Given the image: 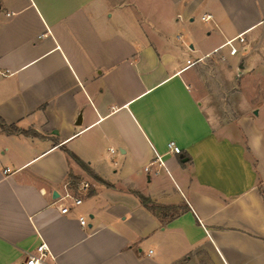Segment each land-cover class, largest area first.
<instances>
[{
    "label": "crops",
    "instance_id": "obj_1",
    "mask_svg": "<svg viewBox=\"0 0 264 264\" xmlns=\"http://www.w3.org/2000/svg\"><path fill=\"white\" fill-rule=\"evenodd\" d=\"M215 57L229 122L196 87ZM258 105L264 0H0V119L36 133L0 128V264L41 243L43 264H264ZM134 192L184 210L168 220Z\"/></svg>",
    "mask_w": 264,
    "mask_h": 264
},
{
    "label": "rangeland",
    "instance_id": "obj_2",
    "mask_svg": "<svg viewBox=\"0 0 264 264\" xmlns=\"http://www.w3.org/2000/svg\"><path fill=\"white\" fill-rule=\"evenodd\" d=\"M194 26H191L193 28ZM198 30L195 31V35L201 36L207 30V25L200 24V27L197 28ZM198 31L199 34L197 33ZM208 40V39H207ZM204 41L205 48H210L211 46L218 43L214 37L210 38L208 41ZM238 42L234 43V46H237ZM229 48L221 49L220 52H226ZM221 63L225 66L226 60L221 57H215L210 60L205 61L204 63V70H200L198 75V79L196 82V87L199 90V94L211 93L213 94L212 101L218 105L219 110L221 111L222 121L229 122L233 121L236 118V112L234 109L233 101H232V94L234 91H230L223 86L225 79L220 76L219 70L217 68L218 64ZM195 67H200L201 64L195 63ZM216 65V66H215ZM228 66V65H226ZM223 68V67H222ZM260 109V111H259ZM253 112H259L258 117H256L257 123L264 127V105H258L254 108ZM86 183H80V186Z\"/></svg>",
    "mask_w": 264,
    "mask_h": 264
},
{
    "label": "built area",
    "instance_id": "obj_3",
    "mask_svg": "<svg viewBox=\"0 0 264 264\" xmlns=\"http://www.w3.org/2000/svg\"><path fill=\"white\" fill-rule=\"evenodd\" d=\"M202 20L204 22H206V21L210 20V16L205 15L202 17ZM236 40H238L240 43L243 42V38L241 36H239L235 39L228 41L225 44V46H227L229 48L230 55H235L237 53V49L233 44ZM198 61L199 60L194 61V62L187 61V63H188V66H192ZM167 150H168V153L174 154V155H178L181 152L180 149L174 145V143H168ZM152 163H157L159 167L163 166V163H162L160 157H158L157 155H155ZM144 170L146 172L149 171V166L145 167ZM87 188H88L87 184H84L81 186V189H83V190L87 189ZM80 203H81V201L79 199H74L75 205H78ZM68 211H69V208L66 206H64L60 209L61 214H66V213H68ZM78 221H79L80 226H82V227L86 226V220L84 218H79ZM48 252L49 251H48L47 246L44 243H41L40 245H38L36 247L35 254L27 256L25 258V260L22 261L20 264H43L45 262V257L48 255Z\"/></svg>",
    "mask_w": 264,
    "mask_h": 264
},
{
    "label": "trees",
    "instance_id": "obj_4",
    "mask_svg": "<svg viewBox=\"0 0 264 264\" xmlns=\"http://www.w3.org/2000/svg\"><path fill=\"white\" fill-rule=\"evenodd\" d=\"M0 128L2 131L5 133L9 134H22L25 136H30L34 135L36 136V133L33 131H23L17 129L15 126H8L6 125L1 119H0ZM65 152L68 154V156L81 168L83 169L89 176H91L94 180H96L99 183L105 184L104 181H102L98 176H96L89 168L88 166L83 163L78 157H76L74 154L71 152L65 150ZM135 196L138 198L139 202L141 205L148 211L152 213H160L164 217L168 218V220H171L175 217H177L183 210L184 208L182 207H163L154 204L149 198L144 197L143 195L134 192Z\"/></svg>",
    "mask_w": 264,
    "mask_h": 264
}]
</instances>
